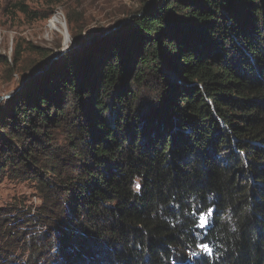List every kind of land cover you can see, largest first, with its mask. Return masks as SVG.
I'll return each mask as SVG.
<instances>
[{
	"label": "trees",
	"instance_id": "16d2710c",
	"mask_svg": "<svg viewBox=\"0 0 264 264\" xmlns=\"http://www.w3.org/2000/svg\"><path fill=\"white\" fill-rule=\"evenodd\" d=\"M14 178L1 264H264V0H143L62 53L0 103Z\"/></svg>",
	"mask_w": 264,
	"mask_h": 264
},
{
	"label": "rangeland",
	"instance_id": "374dc122",
	"mask_svg": "<svg viewBox=\"0 0 264 264\" xmlns=\"http://www.w3.org/2000/svg\"><path fill=\"white\" fill-rule=\"evenodd\" d=\"M142 1L0 0V96L10 94L22 75L68 52L77 41L123 26ZM17 52L20 57L15 63ZM44 53L48 55L43 57ZM37 187L27 179H5L0 185V212H34L41 202ZM11 259L12 264L20 263L18 257Z\"/></svg>",
	"mask_w": 264,
	"mask_h": 264
},
{
	"label": "water",
	"instance_id": "95a60500",
	"mask_svg": "<svg viewBox=\"0 0 264 264\" xmlns=\"http://www.w3.org/2000/svg\"><path fill=\"white\" fill-rule=\"evenodd\" d=\"M108 32L110 31L104 32L102 34H96V33L91 34L90 33L91 35L86 40H82V41L75 43L71 48L90 46L94 44L99 38H101L103 34H106ZM61 54L62 53H60L59 55ZM59 55L52 57L47 62L42 63L39 67H36L34 70H32L31 73L28 74L27 78L21 83L19 87L15 88L10 94L0 96V100L8 99L12 97L20 89V87H22V85L27 81V79L38 78V77L44 76L47 73L51 62L55 60L57 57H59Z\"/></svg>",
	"mask_w": 264,
	"mask_h": 264
},
{
	"label": "snow or ice",
	"instance_id": "6c2138e0",
	"mask_svg": "<svg viewBox=\"0 0 264 264\" xmlns=\"http://www.w3.org/2000/svg\"><path fill=\"white\" fill-rule=\"evenodd\" d=\"M137 188H139V184H137ZM193 212L195 213L196 210L193 209ZM211 213H212V209H207L206 212H201L198 214V224L197 226L200 228H204L208 225L209 220L211 218ZM199 247H201L204 250H208L211 251V249L209 248V246L207 244H200ZM195 254V253H193Z\"/></svg>",
	"mask_w": 264,
	"mask_h": 264
},
{
	"label": "bare ground",
	"instance_id": "6f19581e",
	"mask_svg": "<svg viewBox=\"0 0 264 264\" xmlns=\"http://www.w3.org/2000/svg\"><path fill=\"white\" fill-rule=\"evenodd\" d=\"M54 22H57V21H56V20H53V23H54Z\"/></svg>",
	"mask_w": 264,
	"mask_h": 264
}]
</instances>
